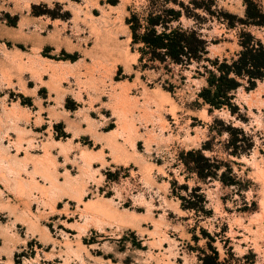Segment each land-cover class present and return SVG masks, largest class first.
<instances>
[{
  "label": "rangeland",
  "instance_id": "obj_1",
  "mask_svg": "<svg viewBox=\"0 0 264 264\" xmlns=\"http://www.w3.org/2000/svg\"><path fill=\"white\" fill-rule=\"evenodd\" d=\"M147 5L0 0V264H199L208 243L226 264H264V79L242 81L237 116L209 113L203 67L139 62L126 18ZM215 5L198 11L209 60L237 59L241 33L264 47V18L238 23L253 7L264 16V0ZM230 123L253 137L248 155L225 153ZM207 141L236 176L199 184L211 215L183 210L172 189L196 185L178 156Z\"/></svg>",
  "mask_w": 264,
  "mask_h": 264
},
{
  "label": "trees",
  "instance_id": "obj_2",
  "mask_svg": "<svg viewBox=\"0 0 264 264\" xmlns=\"http://www.w3.org/2000/svg\"><path fill=\"white\" fill-rule=\"evenodd\" d=\"M173 4L171 6L170 4ZM148 9L145 15L132 12L126 18V24L130 30L132 46H139V62L145 67L158 68L156 63L169 66L179 65L185 68L192 64H197V72L203 67L206 72V85L198 94V101L201 106H208V112L227 109L232 116H237L239 107L235 104V93L242 87V81L249 83L246 90L253 89L257 80L264 79V47L256 46L251 35L241 33L239 45L241 50L238 58L230 63L218 59L209 60L208 41L200 33L201 18L198 11H206L210 15L217 13L215 0H189L187 3L179 0H148ZM213 8V9H212ZM223 17L217 16L226 26L231 29L237 27L234 16L223 13ZM183 18L195 20V26L185 27ZM264 18L257 7H253V12L247 10L244 19H238V23L248 26L251 23L261 24ZM206 60L212 65L208 68L202 65ZM150 63V65H148ZM215 122L224 125L222 121ZM227 144L224 148L228 156L241 158L248 155L254 147L253 137L245 132L243 128L235 127L231 123L226 125ZM224 131H218L222 136ZM210 141L205 142L201 148L183 151L178 156V162L186 173L185 181L194 178L196 185L190 188L187 184L177 186V182H172L173 194L181 201L183 210L192 211L196 214L204 211L206 196L202 193L200 183H210L219 181L223 186L233 187L236 185V176L233 174L229 163L221 161L213 156H207L206 152H211ZM225 167V169H223ZM185 191L180 194L176 189ZM206 215H211V211H204ZM205 238L214 239L205 231L202 232ZM198 241V238H194ZM208 249H200L198 254L199 264H226L220 259L216 247L208 243Z\"/></svg>",
  "mask_w": 264,
  "mask_h": 264
},
{
  "label": "bare ground",
  "instance_id": "obj_3",
  "mask_svg": "<svg viewBox=\"0 0 264 264\" xmlns=\"http://www.w3.org/2000/svg\"><path fill=\"white\" fill-rule=\"evenodd\" d=\"M114 53H115V49L110 48V47H109V48L106 47L103 56H104V58H106V57H108V58L110 57V58H111V57L114 55ZM79 86H80V85H79Z\"/></svg>",
  "mask_w": 264,
  "mask_h": 264
}]
</instances>
